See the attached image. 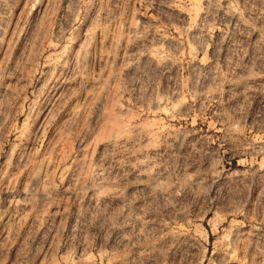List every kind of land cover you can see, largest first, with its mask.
I'll list each match as a JSON object with an SVG mask.
<instances>
[{
	"label": "rangeland",
	"instance_id": "1",
	"mask_svg": "<svg viewBox=\"0 0 264 264\" xmlns=\"http://www.w3.org/2000/svg\"><path fill=\"white\" fill-rule=\"evenodd\" d=\"M0 264H264V0H0Z\"/></svg>",
	"mask_w": 264,
	"mask_h": 264
}]
</instances>
